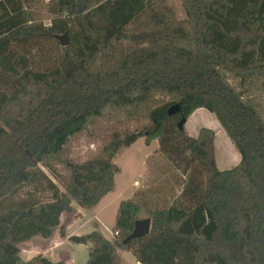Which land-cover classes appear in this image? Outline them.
I'll list each match as a JSON object with an SVG mask.
<instances>
[{
  "label": "trees",
  "instance_id": "16d2710c",
  "mask_svg": "<svg viewBox=\"0 0 264 264\" xmlns=\"http://www.w3.org/2000/svg\"><path fill=\"white\" fill-rule=\"evenodd\" d=\"M183 6L181 22L165 0H56L45 25L27 0H0V208L40 182L50 191L48 201L0 211V264H67L22 262L19 246L56 229L65 238L61 216L73 202L89 211L113 192V160L139 139L157 141L145 184L154 175L161 183L119 204L113 240L68 238L89 246L86 264H121L119 250L137 264H264V0ZM64 33L59 58L35 68L43 44L58 47L53 36ZM198 109L215 117L240 156L236 166L217 169L212 130L194 138L178 127ZM113 117L147 124L73 162L74 139ZM141 212L149 235L123 245Z\"/></svg>",
  "mask_w": 264,
  "mask_h": 264
},
{
  "label": "rangeland",
  "instance_id": "374dc122",
  "mask_svg": "<svg viewBox=\"0 0 264 264\" xmlns=\"http://www.w3.org/2000/svg\"><path fill=\"white\" fill-rule=\"evenodd\" d=\"M31 8L37 13V17H39L45 25H48L51 18H53V9L56 3V0H27ZM165 3L169 9L173 12L175 18L178 21L186 20V13L183 6V0H165ZM122 45H127L122 43ZM60 45L56 47L54 44H43L44 53L40 55L34 56V64L35 68L43 69L44 67L50 66L54 63V59L59 58L60 56ZM59 53V55H58ZM203 112L194 114L185 125V130L188 135L192 136L195 131L200 130L201 128H208L211 129L215 133V159L217 168L219 170H227L234 167L237 163L236 158L234 157L235 151L230 143L229 139L226 137L224 131L219 126L218 122L215 120V117L210 114L208 111L204 109H200ZM147 122L145 120H126L122 117H113V118H106L103 120H99L94 122L92 125L88 126L85 131H83L80 135H78L74 141L69 145V157L75 163H82L92 158L101 155L102 148L107 145L110 141V138L114 134H123L124 132L133 133L139 131L143 126H145ZM154 146L157 147V141H153ZM152 142V143H153ZM151 143V144H152ZM147 147L144 145V140L139 139L129 148L123 149L119 152V154L113 160V163L118 167L119 173L115 175L114 185H115V192L113 194V198L119 199L120 201L125 200L127 195L131 193V191L135 188L133 183L136 181L141 185V190L145 188L148 184L153 188L159 186L160 180L158 179L157 175L152 176L151 179L148 180L147 184H145L148 174V158L155 152L149 155L152 150V146ZM41 170L51 179L52 183L56 185L60 192H63L62 186L49 174V172L42 167ZM60 173H63L62 170H59ZM171 177V176H169ZM162 181V180H161ZM173 182V181H170ZM172 183H169L168 189ZM151 187V188H152ZM169 196V194H168ZM50 198V191L45 183L40 182L36 185L24 188L18 194L13 197L7 199L1 206L0 211L7 209L8 207H14L23 202H44L48 201ZM119 201V202H120ZM76 207V203H72V208ZM87 211V210H86ZM117 209L116 204L113 207H110L106 212L103 214V224L101 230L106 236L112 234L111 224L114 221L116 216ZM75 214V211L70 214L64 216V223L65 219H70ZM75 219L78 218L77 216L74 217ZM140 220L146 219V214L141 212L139 214ZM80 224V222H79ZM80 228V233L78 235H85L97 230V226L88 223H81V225L72 227L71 233H74ZM74 231V232H73ZM112 240L116 237L111 235ZM54 237L56 239H61L59 236V230L56 229L54 231ZM52 238L48 240L44 244H28V248L26 246H20L19 250V257L27 258L26 255H32L34 253V257L42 256V252L46 251L47 249L56 247L59 250L60 244H54ZM66 246H68L69 242H63ZM37 247H36V246ZM72 248L74 249L73 252L78 254V264L83 263V252L82 250L74 244H71ZM31 246H34V249H37L36 252H31ZM63 247V246H62ZM56 249V251H57ZM63 249V248H62ZM29 251V252H28ZM52 251V250H51ZM53 253V252H52ZM57 253L58 258H63V255ZM55 254V252H54ZM32 257V258H34ZM129 259H134L132 255L128 256ZM131 257V258H130ZM27 258L30 261L32 259ZM21 259V258H20ZM123 264H128V260L123 259ZM23 262V260H21ZM25 261V262H27Z\"/></svg>",
  "mask_w": 264,
  "mask_h": 264
},
{
  "label": "crops",
  "instance_id": "0c3cea01",
  "mask_svg": "<svg viewBox=\"0 0 264 264\" xmlns=\"http://www.w3.org/2000/svg\"><path fill=\"white\" fill-rule=\"evenodd\" d=\"M203 112L202 110L198 109L196 110L190 117H192L194 114H197V113H201ZM189 117V119H190ZM188 119V120H189ZM187 120V122H188ZM186 122V123H187ZM219 124V123H218ZM186 125V124H185ZM220 126V125H219ZM208 129V128H207ZM211 130V129H210ZM223 130V129H222ZM199 131V130H198ZM198 131H195L193 133V135L191 137H197L198 135ZM225 133V132H224ZM215 134V133H214ZM226 135V134H225ZM190 136V135H189ZM227 137V136H226ZM228 138V137H227ZM215 140V138H214ZM230 141V140H229ZM231 143V142H230ZM154 142L150 145H153ZM133 145V144H132ZM233 146V145H232ZM147 147H150V146H147ZM152 150H151V153H149V155L147 156H150V154H152L153 152L157 151L158 150V146L155 147L154 145L151 147ZM215 148V146H214ZM234 148V147H233ZM234 151H235V154H234V157L233 158H236V162L235 163H239L240 161V156L239 154L237 153V151L235 150L234 148ZM215 162H216V159H215ZM236 164V165H237ZM235 165V166H236ZM216 167H217V164H216ZM218 169V168H217ZM231 169V168H230ZM219 170V169H218ZM228 170V169H227ZM219 171H223V170H219ZM134 185V189L131 191L130 194L127 195V198H125V200H122L120 201L119 199H115L113 198V194L115 192V185H114V190L113 192L107 194L101 201L100 203L92 210H85V209H82L80 208L79 206H77L76 204V207H73V212L75 211V214L73 217H71L70 219H65V223H64V216H66L67 214H63L61 216V219H60V226L63 227V230L65 232V238H59V239H56L54 237V233L53 235L51 236L52 238V242L54 244H60L61 243V246L59 247V250L56 248V247H53L52 246V249L49 248L47 249L46 251H43L42 252V256L49 259L50 261L52 262H58V261H62V262H65L67 264H78V254L77 253H74L73 252V248H72V245L71 243L69 242L68 246L65 245V243L63 242H68V238L71 237V236H81V235H78V233H80V228L78 227V230L74 233H71V231L73 230L72 227L74 226H78V225H81V223H88V224H93L95 226H97V230H94L93 232H98L102 235L103 238H105L106 240L108 241H111L112 240V234H109V236H106L103 231L101 230V227H102V224H103V214L104 212H106L110 207H113L115 204H116V209H118L119 207V204L123 201H127V200H131L135 193H137L140 189H141V185L139 183H137L136 181L133 183ZM120 201V202H119ZM75 216H77L78 218H74ZM116 217V216H115ZM80 222V224H79ZM114 222H115V218H114V221L112 222L111 224V228L113 227L114 225ZM112 233V232H111ZM86 235V234H85ZM51 238L49 239H43L41 237H34L32 238L30 241L26 242V243H23L21 244L20 246H26V248H28V244H34V243H38V244H44L46 243L48 240H50ZM75 245V244H74ZM19 246V247H20ZM36 246V245H35ZM63 246V247H62ZM77 247H79L82 252H83V263L82 264H86L87 262V257H88V250H89V246H84V245H76ZM37 247V246H36ZM32 250H30L31 252H36L37 249H34V246H31ZM63 248V249H62ZM57 249V251H56ZM52 250V251H51ZM29 252V251H28ZM53 252V253H52ZM55 252V254H54ZM58 252L59 254L63 255V258H58L57 257V253ZM118 254H119V257L121 259V264H123V259L125 257V259L128 260V264H137L136 261H135V258L132 260V259H129L128 256L132 255L130 252H127V251H121L119 250L118 251ZM27 258H32L34 257V253H32V255H26ZM21 260H23V262L29 260L27 258H23L22 256L20 257ZM131 258V257H130Z\"/></svg>",
  "mask_w": 264,
  "mask_h": 264
},
{
  "label": "water",
  "instance_id": "95a60500",
  "mask_svg": "<svg viewBox=\"0 0 264 264\" xmlns=\"http://www.w3.org/2000/svg\"><path fill=\"white\" fill-rule=\"evenodd\" d=\"M53 38L59 43V45L62 48L67 47L69 45V39L66 33H64L63 35H55L53 36ZM178 112H179V107L177 105L172 106L168 110L169 115H173ZM186 122L187 120L183 118L178 124V127L182 129L183 127H185ZM150 229H151L150 219H142L135 221L134 228L131 234L126 239L123 240L122 244L128 245L133 240L141 239L143 237L148 236L150 233Z\"/></svg>",
  "mask_w": 264,
  "mask_h": 264
},
{
  "label": "built area",
  "instance_id": "2783aa9c",
  "mask_svg": "<svg viewBox=\"0 0 264 264\" xmlns=\"http://www.w3.org/2000/svg\"><path fill=\"white\" fill-rule=\"evenodd\" d=\"M118 234L117 233H115V236H117Z\"/></svg>",
  "mask_w": 264,
  "mask_h": 264
}]
</instances>
